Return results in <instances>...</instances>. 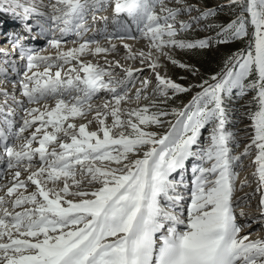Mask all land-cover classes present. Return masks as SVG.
Masks as SVG:
<instances>
[{"label": "snow or ice", "instance_id": "6c2138e0", "mask_svg": "<svg viewBox=\"0 0 264 264\" xmlns=\"http://www.w3.org/2000/svg\"><path fill=\"white\" fill-rule=\"evenodd\" d=\"M229 4L233 19L201 24L218 9L188 0H0V15L20 26L5 34L11 52L0 49V264H264V237L244 231L264 227V0ZM206 29L216 31L189 38ZM70 35L75 46L65 49ZM37 38L45 48L26 43ZM233 41L244 46L207 79L167 75L164 61L198 73L175 50ZM145 68L150 75L139 79ZM245 97L250 135L233 154L240 141L226 127L229 102ZM253 150L255 217L241 207L252 194L235 195L237 168Z\"/></svg>", "mask_w": 264, "mask_h": 264}, {"label": "rangeland", "instance_id": "374dc122", "mask_svg": "<svg viewBox=\"0 0 264 264\" xmlns=\"http://www.w3.org/2000/svg\"><path fill=\"white\" fill-rule=\"evenodd\" d=\"M188 3L197 5L201 8H207V7H215L218 9L217 15L214 18H210L209 21H201V24L204 23H213V24H226L228 21L233 19L235 11H238V9H233L232 6L229 4V0H188ZM193 16L197 15L196 12L192 13ZM181 19H188L187 16H182ZM178 27V25H177ZM195 27V25H194ZM216 30H204V31H196L194 33V37L189 38H203L205 36H212L214 35V32ZM73 38H75L73 36ZM42 39L41 41H43ZM102 40V39H101ZM130 45H140L142 47H146V41L138 40V41H131L128 40ZM118 43V42H117ZM244 45L241 44L239 41H233L231 43L227 44H216L213 47H210L208 49L204 50H197L195 52H184L181 50H175L174 55L175 58L180 60L183 63L192 65L194 69H198V73L196 76H193L191 73L185 71L184 69H180L176 66H173L172 64L168 63L167 61H164L166 64V72L169 77L176 80L177 77L183 76L185 79L183 81H177L183 84L188 83H199L201 79H207L210 75H212L215 72H218L220 68L223 65V61L231 55L233 52H236L239 48H242ZM101 59L100 61H102ZM96 61V60H95ZM123 64L127 65V61H121ZM131 62V61H130ZM161 74L163 75L165 73V69H161ZM145 77V76H144ZM143 76H141L139 79H143ZM139 82V80H138ZM136 87H139V85H129V88L131 91H134ZM198 89H193L192 91L195 92ZM151 91V89H149ZM191 94L189 93L187 95H180L177 99H175L172 102H169V108L176 107V106H182L184 103H187L188 100L191 98ZM248 97H245L244 99L240 100H234V102H229V107L231 110V115L229 117L231 123H229L226 127L230 130L236 133L237 139L240 141V143L244 142L243 138H241L242 133L245 130H241L242 128H246L247 125H249V120L244 115L245 109L243 105L247 101ZM171 119V117H169ZM202 137L201 140L208 136L207 129L202 130ZM246 144V142H245ZM241 146L243 148V146ZM236 154V153H233Z\"/></svg>", "mask_w": 264, "mask_h": 264}, {"label": "bare ground", "instance_id": "6f19581e", "mask_svg": "<svg viewBox=\"0 0 264 264\" xmlns=\"http://www.w3.org/2000/svg\"><path fill=\"white\" fill-rule=\"evenodd\" d=\"M44 2L47 3L48 0H44ZM44 11H47V9H44ZM12 24H15V23H14L13 19L10 16L0 15V27H3L4 29H7L8 26H12ZM57 35L59 36V33H57ZM91 35L92 34H89L87 36H91ZM97 38L99 39V37H97ZM64 39H66V40L69 41L68 44L63 45V47L65 49L67 47H74L75 46V45H73L71 43L72 40L76 39V38H73V36L70 35V36L64 37ZM41 40L42 39H40V38H37L34 41L33 40H29V41H27V44H28V46L33 47V48H38V49L39 48H45L46 47V40L45 41H41ZM100 43L102 45H104V44L107 43V41L106 40L104 41V39H102V40L100 39ZM114 43H116V42H114ZM29 44H31V45H29ZM116 44L119 45L120 43L118 42ZM140 48H144L145 50H147L146 47H142L140 45H133V51H135L137 49H140ZM50 51H52L53 54L55 53V50H50ZM10 52H11V50H10ZM121 53H123V49H121ZM42 54H47V52H44ZM108 58L109 59H112L111 56H109ZM86 59H91V57H86ZM100 60H99V62L101 64H104V61L103 60L100 61ZM95 62L96 61L93 60V63H95ZM129 64L132 65L133 67H136V68L141 67V65L139 64L138 61L137 62L127 61V65H129ZM117 71H119V70H117ZM149 75H150V70L147 69V68H145L144 71H143V74L141 76H143V77L145 76L146 77V76H149ZM138 80H137V82H136L135 85H139ZM101 97H103V93H101ZM94 103H100V100H96V101H94ZM79 122H84V121H78V123ZM95 128H96L95 122H93L91 125H89V130H95ZM241 130L243 131V130H245V128H242ZM248 135H250V133H246L245 131L242 133L241 138L244 139L243 140L244 142L240 143V148L239 149H236L234 153L243 150V148L241 146L243 145V143L245 144V142L248 143V139L246 138ZM254 155H255V151L253 150V152H252L251 155H249L248 157L242 159V161H241L242 168L241 167H238L237 168V171H238L239 175H238V177L236 179L237 191H236L235 195L236 196H242L245 193H249V194H252V195L249 196V200L250 201H253V202H258L259 195L260 194L259 193H255V188L257 186V183H256V177L253 176V172L255 170V165L252 163V160H253ZM3 166H4L3 165V162L0 161V168H3ZM242 180H247V186L244 187L243 190L241 191L240 190V182ZM245 206H246V204L245 205H242L241 207L243 208V211L245 213V216H248L250 214L247 212V210L248 211H251L253 209V207L250 208V207H245ZM239 211H240V209H237V213L238 214H239ZM237 218H238V221L240 223H243L244 222L242 219H240L239 215L237 216ZM263 228L264 227H261L259 224L253 223V224H251V227L250 228H247L244 231L245 232H252V236L250 238H253L254 239V238H257L258 236L259 237H263L262 236V233H263L262 232V229Z\"/></svg>", "mask_w": 264, "mask_h": 264}]
</instances>
